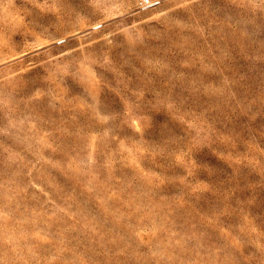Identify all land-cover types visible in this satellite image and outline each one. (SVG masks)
<instances>
[{
    "label": "rangeland",
    "instance_id": "rangeland-1",
    "mask_svg": "<svg viewBox=\"0 0 264 264\" xmlns=\"http://www.w3.org/2000/svg\"><path fill=\"white\" fill-rule=\"evenodd\" d=\"M0 264H264V0H0Z\"/></svg>",
    "mask_w": 264,
    "mask_h": 264
},
{
    "label": "built area",
    "instance_id": "built-area-1",
    "mask_svg": "<svg viewBox=\"0 0 264 264\" xmlns=\"http://www.w3.org/2000/svg\"><path fill=\"white\" fill-rule=\"evenodd\" d=\"M161 2V0H142L141 5L143 7L156 6Z\"/></svg>",
    "mask_w": 264,
    "mask_h": 264
},
{
    "label": "crops",
    "instance_id": "crops-1",
    "mask_svg": "<svg viewBox=\"0 0 264 264\" xmlns=\"http://www.w3.org/2000/svg\"><path fill=\"white\" fill-rule=\"evenodd\" d=\"M142 0H138V4H141Z\"/></svg>",
    "mask_w": 264,
    "mask_h": 264
}]
</instances>
